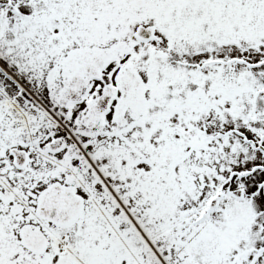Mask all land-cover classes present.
Instances as JSON below:
<instances>
[{
    "label": "snow or ice",
    "instance_id": "obj_1",
    "mask_svg": "<svg viewBox=\"0 0 264 264\" xmlns=\"http://www.w3.org/2000/svg\"><path fill=\"white\" fill-rule=\"evenodd\" d=\"M0 264H264V0H0Z\"/></svg>",
    "mask_w": 264,
    "mask_h": 264
}]
</instances>
